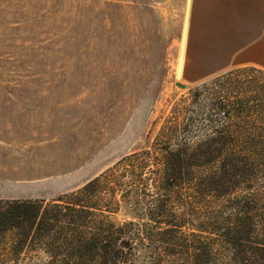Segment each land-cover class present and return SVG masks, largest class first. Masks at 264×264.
Masks as SVG:
<instances>
[{
	"label": "rangeland",
	"instance_id": "obj_1",
	"mask_svg": "<svg viewBox=\"0 0 264 264\" xmlns=\"http://www.w3.org/2000/svg\"><path fill=\"white\" fill-rule=\"evenodd\" d=\"M185 4L0 0V199L51 201L123 156L195 143L211 132L204 118L214 119L218 129L264 131L263 68L231 66L191 84L177 76ZM187 118L204 130L191 124L187 133L179 132ZM260 153L248 194L258 193L250 208L264 223ZM161 168L150 161L142 178L152 180ZM155 194L152 185L138 190L111 219H133L154 235L164 228L146 215L145 202ZM185 218L182 230L196 231L198 223ZM8 240L0 238V264H39L46 258L26 250L11 255Z\"/></svg>",
	"mask_w": 264,
	"mask_h": 264
},
{
	"label": "trees",
	"instance_id": "obj_2",
	"mask_svg": "<svg viewBox=\"0 0 264 264\" xmlns=\"http://www.w3.org/2000/svg\"><path fill=\"white\" fill-rule=\"evenodd\" d=\"M206 120L211 132L195 143L123 156L51 201L0 199V238L9 239L10 254L33 251L46 257L39 264H264V223L250 208L258 193L248 194L263 156L264 131L218 129L214 119ZM191 124L197 125L185 119L179 132L187 133ZM228 132L235 137L224 136ZM150 161L162 167L152 180L142 178ZM149 185L158 194L146 200V215L164 228L150 235L133 219H111ZM183 188L192 194L178 192ZM185 217L198 223L196 231L182 230Z\"/></svg>",
	"mask_w": 264,
	"mask_h": 264
},
{
	"label": "crops",
	"instance_id": "obj_3",
	"mask_svg": "<svg viewBox=\"0 0 264 264\" xmlns=\"http://www.w3.org/2000/svg\"><path fill=\"white\" fill-rule=\"evenodd\" d=\"M238 65L264 69V0H191L184 81L195 83Z\"/></svg>",
	"mask_w": 264,
	"mask_h": 264
},
{
	"label": "water",
	"instance_id": "obj_4",
	"mask_svg": "<svg viewBox=\"0 0 264 264\" xmlns=\"http://www.w3.org/2000/svg\"><path fill=\"white\" fill-rule=\"evenodd\" d=\"M190 5H191V0H186L185 9H184L183 24H182V33H181V38H180L178 65H177L178 74L180 72V67L183 64L182 57L184 56V50H185V42H186V35H187V29H188Z\"/></svg>",
	"mask_w": 264,
	"mask_h": 264
},
{
	"label": "bare ground",
	"instance_id": "obj_5",
	"mask_svg": "<svg viewBox=\"0 0 264 264\" xmlns=\"http://www.w3.org/2000/svg\"><path fill=\"white\" fill-rule=\"evenodd\" d=\"M182 61H183V57H182ZM181 69H182V66L180 67V72H179V74H178V71H177V76L178 77H180V75H181ZM178 70V69H177Z\"/></svg>",
	"mask_w": 264,
	"mask_h": 264
}]
</instances>
